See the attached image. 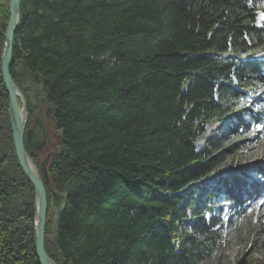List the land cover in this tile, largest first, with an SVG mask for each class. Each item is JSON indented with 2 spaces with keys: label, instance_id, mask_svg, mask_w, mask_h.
<instances>
[{
  "label": "trees",
  "instance_id": "1",
  "mask_svg": "<svg viewBox=\"0 0 264 264\" xmlns=\"http://www.w3.org/2000/svg\"><path fill=\"white\" fill-rule=\"evenodd\" d=\"M260 2L20 0L11 70L24 62L44 79L61 141L44 184L48 203L52 191L64 197L55 242L45 225L57 264H202L221 249L222 204L243 223L233 225L238 236L254 230L246 208L264 199V168L255 179L215 176L249 125L264 126V99L248 107L252 87L264 86ZM8 104L0 71V264H39L34 189L14 153ZM209 125L221 135L198 151Z\"/></svg>",
  "mask_w": 264,
  "mask_h": 264
},
{
  "label": "water",
  "instance_id": "2",
  "mask_svg": "<svg viewBox=\"0 0 264 264\" xmlns=\"http://www.w3.org/2000/svg\"><path fill=\"white\" fill-rule=\"evenodd\" d=\"M19 6L20 0H9L8 2V21L5 30H0L3 37L0 53V71L4 88L9 98L7 112L10 119L14 153L23 173L32 184L35 194L33 218L35 255L39 264H57L48 256L44 248L45 225L47 219H50L53 224V235L49 237V240L52 243L55 242L64 209V197L52 191L50 202L48 203L44 184L48 183L46 165L48 164L49 157L47 156L38 168L26 150L31 132V130L25 129L28 115L26 110V97L28 100L30 98L28 97V93L24 95L22 91L27 88L26 82L29 80L38 86L36 88L37 91L35 90L34 92H39V97L45 101L42 94L44 79L39 74L30 72L24 62H21L11 70L13 37L19 24ZM32 101L34 100L32 99ZM47 110L52 114V118H54L53 108L48 106ZM48 205L51 210L48 209Z\"/></svg>",
  "mask_w": 264,
  "mask_h": 264
},
{
  "label": "rangeland",
  "instance_id": "3",
  "mask_svg": "<svg viewBox=\"0 0 264 264\" xmlns=\"http://www.w3.org/2000/svg\"><path fill=\"white\" fill-rule=\"evenodd\" d=\"M258 6L264 7V0H261ZM262 22H264V15L261 12H257V24L261 25ZM0 30L4 31L2 29ZM23 94L25 95V92ZM249 96L250 105L248 107L256 111L259 102L264 99V86H253L252 90L249 91ZM27 114L29 113L27 112ZM51 130L56 132L59 136V132L54 127L53 123H51ZM213 133L221 135L218 128L214 125H209L206 126L204 132L195 139V146L198 151L206 147V139ZM225 137L229 138L228 140L230 142L233 140L230 134L225 135ZM246 137V141L242 143L233 154L227 153L222 155L220 166L217 170L219 173L215 177H226L242 172L246 175H250L252 179H255L257 177L255 174L256 171L264 168V126L256 123L250 124L249 135ZM51 142L57 145L55 139H52ZM56 149H59L58 145ZM28 155L34 162V159L29 153ZM36 160L39 162L38 159ZM218 205L219 204H217V206ZM221 208L223 211L220 214H217L218 207L215 208V216L219 221L218 231L222 238L221 249L214 252V254L202 264H264V199H257L248 203L246 213L249 215L254 225V230L249 231L246 236L237 235V232L233 229V225L236 223H232L230 220L229 209L226 208L224 204H222ZM242 225L243 223L236 224L238 228H241ZM184 227L189 231L187 225H184Z\"/></svg>",
  "mask_w": 264,
  "mask_h": 264
},
{
  "label": "flooded vegetation",
  "instance_id": "4",
  "mask_svg": "<svg viewBox=\"0 0 264 264\" xmlns=\"http://www.w3.org/2000/svg\"><path fill=\"white\" fill-rule=\"evenodd\" d=\"M28 81L26 82L27 88H25L24 92L26 94L28 93L31 108L29 109V115H27L25 129H29L31 132L26 150L39 160L38 164L40 167L41 162L47 156L49 157V162L50 158L57 151L56 146H60L61 141L56 132L51 130V123L54 124V118H52V114L47 110L48 106H45V101L39 97L40 93L34 92L38 86ZM30 90L32 91L30 92ZM30 93L33 96L32 98ZM32 99L34 101H32ZM52 139H55L57 145L51 142Z\"/></svg>",
  "mask_w": 264,
  "mask_h": 264
},
{
  "label": "bare ground",
  "instance_id": "5",
  "mask_svg": "<svg viewBox=\"0 0 264 264\" xmlns=\"http://www.w3.org/2000/svg\"><path fill=\"white\" fill-rule=\"evenodd\" d=\"M19 100V99H18Z\"/></svg>",
  "mask_w": 264,
  "mask_h": 264
}]
</instances>
